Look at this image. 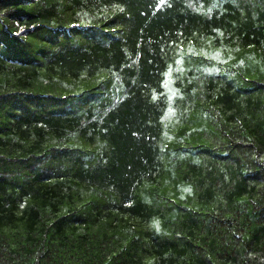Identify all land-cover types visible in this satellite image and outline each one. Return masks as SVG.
I'll list each match as a JSON object with an SVG mask.
<instances>
[{
	"label": "trees",
	"instance_id": "obj_1",
	"mask_svg": "<svg viewBox=\"0 0 264 264\" xmlns=\"http://www.w3.org/2000/svg\"><path fill=\"white\" fill-rule=\"evenodd\" d=\"M158 3L0 0V264H264V75L190 45L264 60V0Z\"/></svg>",
	"mask_w": 264,
	"mask_h": 264
},
{
	"label": "rangeland",
	"instance_id": "obj_2",
	"mask_svg": "<svg viewBox=\"0 0 264 264\" xmlns=\"http://www.w3.org/2000/svg\"><path fill=\"white\" fill-rule=\"evenodd\" d=\"M166 1V0H165ZM192 47H196L192 52L195 62L203 60L205 58H210L213 63L221 64L223 66H235L243 71V73L248 77H257L264 75V60L261 59L260 53L253 47H247L245 49H233L231 47H213L208 43L203 44H190ZM189 53L184 48V52ZM183 52V51H182ZM182 54L180 57L182 58ZM188 56V55H186ZM182 58V59H186ZM176 63V61H175ZM177 66H182L183 63L177 64ZM101 80L98 78H93L86 80L83 87L89 85H100ZM165 174L159 183L153 186L161 195H166L172 197L173 199H181L189 196V191L185 183L181 182L178 184L171 176L168 164L165 162ZM144 188V187H143ZM143 188L139 190L140 197L144 201H151V196H146L143 192Z\"/></svg>",
	"mask_w": 264,
	"mask_h": 264
},
{
	"label": "snow or ice",
	"instance_id": "obj_3",
	"mask_svg": "<svg viewBox=\"0 0 264 264\" xmlns=\"http://www.w3.org/2000/svg\"><path fill=\"white\" fill-rule=\"evenodd\" d=\"M164 3H165V0H159V3L157 4V10H159L160 7H161ZM209 12H211V9H209ZM216 31L219 32L218 29H217ZM220 34L222 35V33H220ZM17 35H18V33H17ZM181 35H182V34H181ZM169 46H170V47H171V46H175V47L179 48L180 51H183V41H180L179 44H177L176 41H170V42H169ZM161 51H163V49H161ZM176 63L179 64V63H181V61H180V60H177ZM171 71H172L171 66H169L168 71H166V72L164 73L165 81L162 82V86H164V87L167 86V77L170 75ZM216 71L218 72L219 69H216ZM156 98H157V97H156L155 95H153V100H155ZM172 98H173L172 96H169V97H168L169 100H172ZM188 191H190V189H188ZM157 227H158V225H157Z\"/></svg>",
	"mask_w": 264,
	"mask_h": 264
}]
</instances>
